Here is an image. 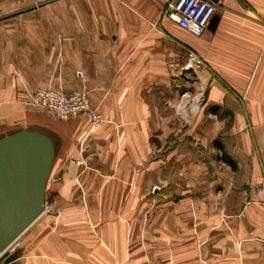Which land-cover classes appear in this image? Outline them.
I'll return each instance as SVG.
<instances>
[{
  "label": "crops",
  "instance_id": "crops-1",
  "mask_svg": "<svg viewBox=\"0 0 264 264\" xmlns=\"http://www.w3.org/2000/svg\"><path fill=\"white\" fill-rule=\"evenodd\" d=\"M172 1L0 2V132L48 125L54 146L16 263L264 264V0H212L200 35ZM186 47L217 75L187 129L167 77ZM46 85L85 90L101 121L48 122L25 104Z\"/></svg>",
  "mask_w": 264,
  "mask_h": 264
},
{
  "label": "water",
  "instance_id": "water-1",
  "mask_svg": "<svg viewBox=\"0 0 264 264\" xmlns=\"http://www.w3.org/2000/svg\"><path fill=\"white\" fill-rule=\"evenodd\" d=\"M183 72L193 70L184 69ZM54 158L49 134L32 129L0 138V252L42 213L46 184ZM15 250L4 264L16 263Z\"/></svg>",
  "mask_w": 264,
  "mask_h": 264
},
{
  "label": "built area",
  "instance_id": "built-area-1",
  "mask_svg": "<svg viewBox=\"0 0 264 264\" xmlns=\"http://www.w3.org/2000/svg\"><path fill=\"white\" fill-rule=\"evenodd\" d=\"M215 9V3L212 0H173L167 5V16L181 30L200 35L208 26ZM201 65V59L190 50L187 58L182 62L181 70L191 68L195 74ZM25 104L62 120L82 115L91 126L98 124L102 119L97 107L91 104L85 90L67 92L59 86L46 85L30 91ZM251 188L255 187L251 186ZM16 248L17 239L0 252V264H4V258Z\"/></svg>",
  "mask_w": 264,
  "mask_h": 264
},
{
  "label": "rangeland",
  "instance_id": "rangeland-1",
  "mask_svg": "<svg viewBox=\"0 0 264 264\" xmlns=\"http://www.w3.org/2000/svg\"><path fill=\"white\" fill-rule=\"evenodd\" d=\"M1 1H9V0H0ZM27 2L32 1V0H25ZM11 12H16L12 10H2L0 9V19L7 16V13ZM189 47H186L185 53L182 55L180 54L179 57H170V69H169V75L168 81H169V88H170V95H169V100L171 102V109L175 111L177 116L179 117L180 120V127H185L187 129L188 127H192L193 120L195 119V116L197 115V111L199 109L200 103L203 101V97L207 88V85L211 79H216L217 75L212 74L211 72H208L207 68L204 65H201L199 68H197V72L195 74L188 73V72H183L181 70V65L182 62L187 58V53L190 51ZM199 96V105L197 111H192L191 109V104H193V100ZM186 99L185 102V114L184 116L183 112V106L179 108V105L181 102H183ZM170 104V102H169ZM181 109V110H180ZM182 111V112H181ZM42 112V111H41ZM47 121L48 122H53L52 119L56 120H62L55 118L52 115L47 116ZM28 130L36 129L43 131L47 134H50L51 130L48 125H29L27 126ZM18 129H9L6 130L5 132H0V138L4 136L6 133L10 134L13 131H16ZM187 138V146L192 144V138L186 135ZM195 141V140H193ZM210 146V143H206V147ZM218 160H223L222 159V154L217 155ZM222 170V169H220ZM208 176V174H207ZM205 180L203 179V182ZM157 188V187H154ZM199 188V187H197ZM203 188V189H202ZM201 189L203 190L202 192H207L208 186L207 185H202ZM200 191V190H196ZM201 192V191H200ZM16 243V242H15Z\"/></svg>",
  "mask_w": 264,
  "mask_h": 264
},
{
  "label": "bare ground",
  "instance_id": "bare-ground-1",
  "mask_svg": "<svg viewBox=\"0 0 264 264\" xmlns=\"http://www.w3.org/2000/svg\"><path fill=\"white\" fill-rule=\"evenodd\" d=\"M185 102H186V99L183 102H181L180 105H179V108L181 106H183V112L182 111L181 112L184 114V116H186V114H185ZM198 103H199V96L195 99V101L193 100V104L191 106L193 111H195L197 109Z\"/></svg>",
  "mask_w": 264,
  "mask_h": 264
},
{
  "label": "trees",
  "instance_id": "trees-1",
  "mask_svg": "<svg viewBox=\"0 0 264 264\" xmlns=\"http://www.w3.org/2000/svg\"><path fill=\"white\" fill-rule=\"evenodd\" d=\"M222 159H223L225 162L231 164L232 167H234V164H233L232 160H231V159H230V158H229L224 152L222 153Z\"/></svg>",
  "mask_w": 264,
  "mask_h": 264
}]
</instances>
